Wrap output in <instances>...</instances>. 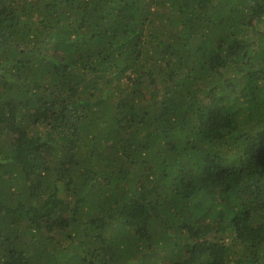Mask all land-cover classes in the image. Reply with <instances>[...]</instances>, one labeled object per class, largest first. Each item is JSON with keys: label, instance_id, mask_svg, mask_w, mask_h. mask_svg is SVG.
Masks as SVG:
<instances>
[{"label": "trees", "instance_id": "obj_1", "mask_svg": "<svg viewBox=\"0 0 264 264\" xmlns=\"http://www.w3.org/2000/svg\"><path fill=\"white\" fill-rule=\"evenodd\" d=\"M0 264H264V0H0Z\"/></svg>", "mask_w": 264, "mask_h": 264}]
</instances>
